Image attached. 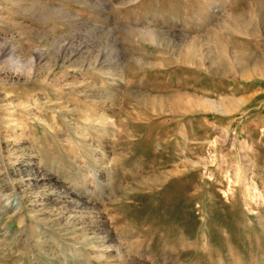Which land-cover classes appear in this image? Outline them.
Here are the masks:
<instances>
[{
    "label": "rangeland",
    "instance_id": "1",
    "mask_svg": "<svg viewBox=\"0 0 264 264\" xmlns=\"http://www.w3.org/2000/svg\"><path fill=\"white\" fill-rule=\"evenodd\" d=\"M0 264H264V0H0Z\"/></svg>",
    "mask_w": 264,
    "mask_h": 264
},
{
    "label": "bare ground",
    "instance_id": "2",
    "mask_svg": "<svg viewBox=\"0 0 264 264\" xmlns=\"http://www.w3.org/2000/svg\"><path fill=\"white\" fill-rule=\"evenodd\" d=\"M35 164V163H34ZM22 172V171H21ZM24 172V171H23ZM27 173V176L29 177L30 176V171H27L26 172ZM33 176V175H32ZM36 177H38V176H36Z\"/></svg>",
    "mask_w": 264,
    "mask_h": 264
}]
</instances>
